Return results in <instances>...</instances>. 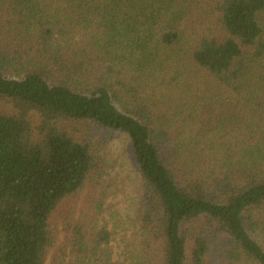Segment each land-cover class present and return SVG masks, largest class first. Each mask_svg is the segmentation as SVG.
<instances>
[{"label": "trees", "instance_id": "obj_1", "mask_svg": "<svg viewBox=\"0 0 264 264\" xmlns=\"http://www.w3.org/2000/svg\"><path fill=\"white\" fill-rule=\"evenodd\" d=\"M120 135L129 258L104 219ZM47 260L264 264V0H0V264Z\"/></svg>", "mask_w": 264, "mask_h": 264}, {"label": "rangeland", "instance_id": "obj_2", "mask_svg": "<svg viewBox=\"0 0 264 264\" xmlns=\"http://www.w3.org/2000/svg\"><path fill=\"white\" fill-rule=\"evenodd\" d=\"M107 157L112 167L105 179L112 183V190L107 200L110 209L104 219L114 231L115 255L129 258L138 241L133 213L140 201L141 184L128 137L116 136L108 145ZM62 235L60 232L59 239Z\"/></svg>", "mask_w": 264, "mask_h": 264}]
</instances>
